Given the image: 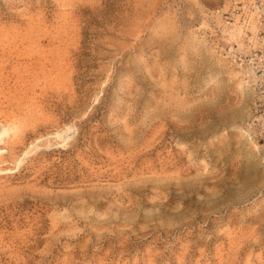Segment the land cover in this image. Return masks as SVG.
Returning a JSON list of instances; mask_svg holds the SVG:
<instances>
[{
    "label": "rangeland",
    "instance_id": "rangeland-1",
    "mask_svg": "<svg viewBox=\"0 0 264 264\" xmlns=\"http://www.w3.org/2000/svg\"><path fill=\"white\" fill-rule=\"evenodd\" d=\"M229 3L0 0V264H264Z\"/></svg>",
    "mask_w": 264,
    "mask_h": 264
},
{
    "label": "built area",
    "instance_id": "built-area-1",
    "mask_svg": "<svg viewBox=\"0 0 264 264\" xmlns=\"http://www.w3.org/2000/svg\"><path fill=\"white\" fill-rule=\"evenodd\" d=\"M256 11L258 14L253 16ZM206 33L213 51L244 71L250 81L256 95L246 133L253 141L264 142L263 2L230 0L227 9L211 13Z\"/></svg>",
    "mask_w": 264,
    "mask_h": 264
},
{
    "label": "bare ground",
    "instance_id": "bare-ground-1",
    "mask_svg": "<svg viewBox=\"0 0 264 264\" xmlns=\"http://www.w3.org/2000/svg\"><path fill=\"white\" fill-rule=\"evenodd\" d=\"M249 89V88H248ZM241 115V113H238V115L237 116H240ZM179 172V171H178ZM187 178V177H186ZM179 179V178H178ZM188 179V178H187Z\"/></svg>",
    "mask_w": 264,
    "mask_h": 264
}]
</instances>
